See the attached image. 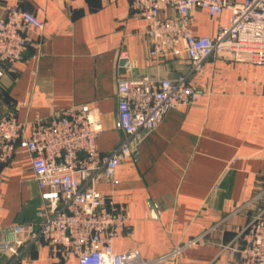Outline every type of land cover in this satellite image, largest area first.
<instances>
[{"label":"crops","instance_id":"0c3cea01","mask_svg":"<svg viewBox=\"0 0 264 264\" xmlns=\"http://www.w3.org/2000/svg\"><path fill=\"white\" fill-rule=\"evenodd\" d=\"M14 3L44 27L40 36L27 32V50L13 67L0 63V114L14 112L17 120L31 122L88 104L102 124L96 139L102 154L122 137L115 126L119 77L176 78L189 70L183 54L161 60L149 55L145 22L129 0H0V15ZM229 15L210 16L196 7L188 27L213 37ZM187 82L199 90L198 98L171 108L140 142L138 156L124 158L113 181L96 187L130 215L117 230L115 251L137 249L149 259L198 238L159 264H231L227 246L255 205L235 209L264 186V65L222 50ZM39 193L27 153L0 165V239L12 224L40 220ZM12 258L0 254V264H78L45 242Z\"/></svg>","mask_w":264,"mask_h":264},{"label":"built area","instance_id":"2783aa9c","mask_svg":"<svg viewBox=\"0 0 264 264\" xmlns=\"http://www.w3.org/2000/svg\"><path fill=\"white\" fill-rule=\"evenodd\" d=\"M129 4L145 22L149 55L161 60L183 54L189 70L176 78L119 77L115 126L122 137L105 154L96 143L103 129L99 114L88 104L61 108L31 122L17 120L14 112L0 114V165L18 152L27 153L41 200L38 222L12 224L0 239V254L11 255L12 261L30 245L45 242L75 256L78 264H159L198 241L193 238L149 259L137 249L115 251L117 230L130 215L96 186L113 181L124 158L138 156L140 142L171 108L198 98L199 90L187 80L201 70L207 57L226 50L264 65V0H129ZM196 7L210 16L228 11V22L220 24L213 37L194 35L188 24ZM43 27L44 21L32 11L18 3L6 5L0 15V63L13 67L27 50V32L35 30L40 36ZM252 204L253 215L237 233L236 243L227 246L234 257L231 264H264V186L235 211Z\"/></svg>","mask_w":264,"mask_h":264}]
</instances>
